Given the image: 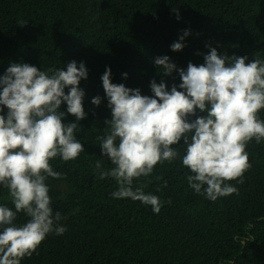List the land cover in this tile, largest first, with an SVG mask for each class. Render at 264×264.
<instances>
[{
	"label": "trees",
	"instance_id": "obj_1",
	"mask_svg": "<svg viewBox=\"0 0 264 264\" xmlns=\"http://www.w3.org/2000/svg\"><path fill=\"white\" fill-rule=\"evenodd\" d=\"M184 30L190 32L185 47L172 51ZM209 46L221 56L264 60V0H0V77L10 65L24 63L46 71L66 70L76 61L88 72L79 84L86 118L77 122L66 103L60 108L62 123L81 128L75 135L84 151L68 162L52 159L62 177L46 180L53 214L61 213L66 231L48 234L38 254L21 264H264V141L246 145L251 168L244 182H226L238 193L212 202L188 184L182 138L172 146L176 160L134 180V187L147 184L145 193L163 202L159 214L140 201L113 198L115 180L100 179L95 169L97 160L103 170L112 167L97 139L112 115L101 80L106 67L113 84L153 96L152 80L163 81L169 91L182 82L177 71L163 76L156 57L167 55L186 71L189 62L204 63ZM97 96L99 106L92 103ZM6 113L4 107L0 115ZM206 114L197 109L189 122ZM258 115L264 120V109ZM0 206L15 210L2 185ZM28 219L17 213L14 223Z\"/></svg>",
	"mask_w": 264,
	"mask_h": 264
},
{
	"label": "clouds",
	"instance_id": "obj_2",
	"mask_svg": "<svg viewBox=\"0 0 264 264\" xmlns=\"http://www.w3.org/2000/svg\"><path fill=\"white\" fill-rule=\"evenodd\" d=\"M189 34L184 30L171 50L182 51ZM246 61L247 56H221L210 47L203 64L189 62L185 71L167 55L156 57L154 64L163 76L177 71L182 82L169 91L163 81L152 80L153 96L113 84L111 68L106 67L101 80L112 115L105 121V135L97 139L112 167L103 170L97 160L95 169L100 179L115 180L113 198L140 201L159 214L163 202L145 193L147 184L134 187V180L150 176L158 163L176 160L179 153L172 146L182 138L186 146L182 165L191 172L187 181L195 193L212 202L238 193L226 182H244V173L251 168L246 145L253 139L257 144L264 141V120L258 115L264 109V60ZM122 75L127 78V73ZM87 77L84 63L78 67L76 61L66 70L46 71L27 63L12 64L0 77V106L7 108L6 115H0V185L8 189L15 209L0 206V264H21L25 257L38 254L48 234L66 231L59 224L61 213L53 214L46 180L62 177L51 167L52 159L59 156L68 162L84 151L75 133L81 131L77 122L86 118L85 93L79 84ZM62 103L77 122L62 123ZM92 103L99 106L101 98L94 97ZM197 109L207 114L189 122ZM21 212L29 219L17 225Z\"/></svg>",
	"mask_w": 264,
	"mask_h": 264
}]
</instances>
